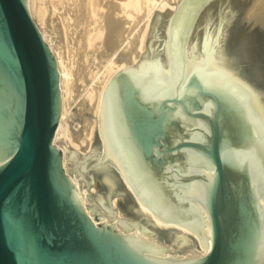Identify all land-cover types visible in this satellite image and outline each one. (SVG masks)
I'll list each match as a JSON object with an SVG mask.
<instances>
[{
    "label": "water",
    "instance_id": "water-1",
    "mask_svg": "<svg viewBox=\"0 0 264 264\" xmlns=\"http://www.w3.org/2000/svg\"><path fill=\"white\" fill-rule=\"evenodd\" d=\"M254 0H180L103 91L87 161L54 145L56 60L26 0H0V264H264V64ZM97 151V153H96ZM88 186L86 212L74 196ZM137 199L138 203L136 202ZM195 233L205 251L174 228ZM110 220H102L101 215ZM118 229H117V228Z\"/></svg>",
    "mask_w": 264,
    "mask_h": 264
},
{
    "label": "bare ground",
    "instance_id": "bare-ground-1",
    "mask_svg": "<svg viewBox=\"0 0 264 264\" xmlns=\"http://www.w3.org/2000/svg\"><path fill=\"white\" fill-rule=\"evenodd\" d=\"M179 1L180 0H27V7L29 10V14L31 15L32 18L34 16L35 19H37L35 20V23L40 30L42 29L47 30L46 27L49 26L47 24L49 22L52 23V18L51 19L49 18L52 13L48 15V11H49L48 10L49 6L47 7L48 4L50 5V7L51 6L53 7V9H51L52 7L49 9H51L53 13H55V15L58 16L57 19L59 22L56 20L55 21L58 22V25L60 26L59 32H57V30L55 29L56 27H53L55 32L53 31L54 34L51 32V35L53 34L55 36V33L57 32L60 35V39H62L61 42L63 41L64 43L67 42L66 40H71L72 42L73 37H75L76 39L78 38L79 40L78 48L82 49L81 52L85 59L83 63L87 64L88 57L85 58L86 56H90L92 58V62H95L94 60L98 59L96 64L93 63L95 65L93 67H98L97 69L98 71L97 70L93 71L95 68L93 67L90 68V66H88L90 69H93L90 70L92 73L91 77L88 74L90 71L89 72L86 71L87 73L85 72L84 73L88 74V76L90 77V79L88 78L90 80L88 82H92L90 88H88L86 91V98L87 100H89V103L92 105V106L90 105L91 106L90 111H92L93 109L92 112L96 117L94 126H96V130L100 134V138H101L102 152L100 154L97 153L96 151L98 161L99 164L106 171L108 167L107 161L109 159L105 152L101 127H100V111L103 106L104 88L108 80L114 73H116L117 71L123 68H129V67L134 68L136 70L137 66L143 61L144 52H145V50L143 51V43L147 35L149 20L151 19L150 17L151 15H153V12H155V10L159 12L164 10L173 11ZM261 2H262V6L259 4L261 8H259L258 4H257L258 6L257 8L261 10L258 14H260L261 26L264 27V0H262ZM256 10L258 11V9ZM256 14L257 13H255V16ZM252 15L254 16V14ZM139 16L142 19L143 18L145 19V23L141 21L144 23V25L142 24L143 27H141L140 31L138 30V32L135 33L134 29L136 26L134 25V23L139 18ZM157 18H159V15L157 16ZM258 18L259 17H257L256 19ZM252 19L254 18L252 17ZM44 30L42 31V33L44 32ZM42 33L40 34L43 40L46 42L44 35ZM75 42L73 41L72 43ZM46 44L48 45L49 49L51 50L56 60V65L59 73L61 112H60L58 128L56 130V134L54 137V143L56 142V139L58 137L63 136L76 149L77 145H75L74 142L71 141L72 139L70 138L71 136L68 134L67 128L63 126L65 115L68 110L67 107L69 104L68 99L70 98L69 96L70 76L67 73V69H65V67L61 62V57H60L61 53H59L58 51H54V48H52V46L47 42ZM119 51H122L124 55L122 61L116 63L115 59H117L116 56ZM83 63L81 64L85 68L86 64L84 65ZM87 126H90V124ZM91 128H93V126ZM84 130L88 131V129H84ZM91 135H92V129H89L86 137L90 138ZM88 142L89 139L87 141V144ZM92 149H88L89 151L86 154H82L81 156L79 155L78 157H74L75 155L74 153L70 152V154H67L66 148L61 147L63 153V167L66 173L69 174L72 182H73L72 173H68V171L66 170L67 161L71 162L70 158L87 161ZM74 196L77 198V201L83 205L86 212L89 213V210L85 205L86 197L85 199L84 197H82V191L80 189V186H75ZM135 200L138 203L136 198ZM138 208L140 213L145 217L147 224H151L153 226H158L162 228L177 229L179 231V235L186 238H189L191 234L194 237L193 242L196 243L199 247L198 249L199 254H196V256L205 254V251L195 233L184 230L181 226L162 223L161 221L153 217L151 209L148 207L138 205ZM101 219L104 221L110 220L107 216H103V215H101ZM187 233H190L189 236ZM191 238L192 237H190V239Z\"/></svg>",
    "mask_w": 264,
    "mask_h": 264
},
{
    "label": "rangeland",
    "instance_id": "rangeland-1",
    "mask_svg": "<svg viewBox=\"0 0 264 264\" xmlns=\"http://www.w3.org/2000/svg\"><path fill=\"white\" fill-rule=\"evenodd\" d=\"M261 1L262 0H254L253 7L251 8L250 12L248 13L247 17L245 18V31L248 34L249 38L251 39V41H252V43H253V45H254V47H255L258 55H259V58H260L262 64H264V27L261 26L260 14H258L261 11L259 9V8H261L260 5L262 6ZM257 4L258 5L260 4L259 8H257L258 7ZM26 5H27V0H26ZM47 7L49 10L48 15H50L52 13L49 17L50 19L52 18V23L49 22L47 24V25H49L46 27L47 30L46 29L40 30L35 23V20H37V19H35L34 16H33V18H34L33 19L31 17V15H30V17H31L32 21L35 23L39 32L41 31L40 33H42V31L44 30V32L42 34L44 35L46 42L48 44H50L52 46V48H54V51H58L59 53H61L60 54L61 62L63 64V66L65 67V69H67V73L70 76L69 77V79H70L69 80V88H70L69 96H70V98L68 99L69 100L68 101L69 104L67 106L68 110H67V113L65 115L63 126L67 128L68 134L71 136L70 138L72 139L71 141L74 142V144L78 146V147L76 146V149H78V150H76L75 147H73L70 144V142L68 140H66L63 136L58 137L56 139V142L54 143V145L60 149H61V147H65L67 150L66 151L67 154H70V152H72L75 154L74 157H78L79 155L81 156L82 154H86L89 151L88 149H92L94 147L96 149V147H97L96 146V134H97L96 132H97V130H96V126H94L96 117L94 116V113L92 112L93 109H92V111H90L92 105L89 103V100H87V98H86V91L88 88H90V85L92 84V82H88V81H90L89 79L92 75L90 70H93L90 68L95 66L94 64L97 63L98 59L94 60L95 62H92V58L90 56H86L85 58L88 57L87 64L83 63L85 59H84L82 52H81L82 49L78 48V44H79L78 38L76 39L75 37L72 36L73 37L72 42L76 41L75 43H72L71 40H66L67 41V42L65 41L66 43H64L63 41H62L63 43L61 42L62 39H60V35L57 33L60 31V26L58 25L59 21L57 19L58 16H56L55 13H53V11L51 10V9H53L52 6H51L52 7L51 8L50 5L47 4ZM49 8H51V9H49ZM254 9H255V11H254ZM256 9H258V11ZM170 11H172V10H164L161 12L155 10V12H153V15H151V17H150L151 19L149 20L147 35H146V38L144 39L143 51L145 50L147 39L149 37V34L151 32V29L153 27L154 21L157 18V16L158 15H159V17H160V15H161V17L168 16ZM253 12L257 13L256 16H255V13H253ZM252 14H254V16ZM252 17L254 19H252ZM257 17H259V18L256 19ZM143 19L139 16V18L135 21V23H134V25L136 26L134 29L135 33L138 32V30L140 31L141 27H143L142 24L144 25V23H145V19L144 20ZM55 20L58 22H56ZM141 21H143L144 23ZM54 22H55V24H54ZM53 27H56L55 29L57 30V32L55 33V36L53 35L54 34L53 31L55 32ZM49 28H51V29H49ZM48 31H50V32H48ZM51 32L53 33L52 34L53 36L51 35ZM74 39H76V40H74ZM77 40H78V42H77ZM73 44H75V45H73ZM123 55H124V53L122 51H119L117 53V56H116L117 59H115L116 63H119V61H122ZM81 63H83L84 65L86 64L87 66L85 65V68H84V66ZM88 66H90V68ZM93 68H95L93 71H96L98 69V67H93ZM83 69H84V71H83ZM86 69H88V70H86ZM86 71H88V72L90 71L88 73L90 77L88 76V74H85V73H87ZM89 124H90V126H87ZM86 126H87V128H86ZM92 126H93V128H91ZM88 127H90V128H88ZM84 129H88V131H89V129H92V135L90 136V138L86 137L88 131H86ZM83 131H84V133H83ZM85 133H86V135H85ZM79 137H81V138H79ZM88 139H89V142L87 144ZM65 141H66V143H65ZM66 170L68 171V173H72L71 162H69V161H67ZM80 189L82 191V197H84V199L86 197L85 205L87 203V197H88L90 199L92 208H94V210H97L98 212H100L98 207H97V204H96V202H95V200H94V198H93V196H92V194L88 188V186L87 185L84 187L80 186ZM160 228H162V227H160ZM187 234L189 236L190 233H187ZM190 237H192L191 239L193 240L194 237L191 234H190L189 238ZM194 244L196 245V254H199V252H198L199 247L196 243H194Z\"/></svg>",
    "mask_w": 264,
    "mask_h": 264
}]
</instances>
